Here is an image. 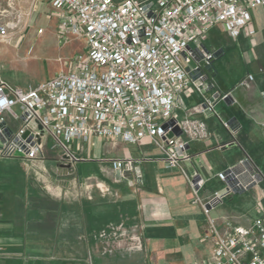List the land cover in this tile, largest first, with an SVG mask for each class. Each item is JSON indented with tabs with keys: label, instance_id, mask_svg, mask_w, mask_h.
<instances>
[{
	"label": "crops",
	"instance_id": "crops-1",
	"mask_svg": "<svg viewBox=\"0 0 264 264\" xmlns=\"http://www.w3.org/2000/svg\"><path fill=\"white\" fill-rule=\"evenodd\" d=\"M30 15L43 33L38 36L33 24L24 27L23 42L14 46L24 47L20 59L42 69L43 58L48 57L49 75L40 81L70 72L71 60L82 47L80 40L61 45L57 14L47 0H34ZM213 29L200 44L203 53L216 55L215 76L199 87L200 92L192 86L183 91L175 111L179 121L187 114L203 123L207 140L185 138L189 157L178 168H168L163 152L148 142L130 145L96 138L73 142L69 152L78 160L75 166L56 164V155L49 151L47 162L37 164L40 171L50 173L47 189L25 179L19 160H0L7 172L0 177V264H213L205 239L206 219L201 207L191 202L187 177L204 182L198 193L206 202L214 193L226 191L218 174L247 159L261 177L258 186L264 194V47L257 57L249 44H257L255 38L264 32V7L251 12L247 31L240 33L236 46L216 41ZM191 48L199 60V50ZM4 52L1 48L0 54ZM198 77V72L190 73L191 81ZM224 96L228 104L221 100ZM205 101L215 115L198 111ZM113 161L130 163L119 171V180L111 169ZM258 202L264 205V198L253 191L230 193L210 215L219 225L230 221L249 226L260 217Z\"/></svg>",
	"mask_w": 264,
	"mask_h": 264
},
{
	"label": "built area",
	"instance_id": "built-area-1",
	"mask_svg": "<svg viewBox=\"0 0 264 264\" xmlns=\"http://www.w3.org/2000/svg\"><path fill=\"white\" fill-rule=\"evenodd\" d=\"M47 2L57 14L58 37L66 42L81 40L84 51L73 58L70 72H61L32 88L0 82V160L44 164L49 151L56 155V164L74 166L77 161L69 145L96 138L154 144L162 149L168 168H178L179 162L189 157L185 138H208L203 123L187 114L180 121L175 117L178 96L190 86L200 92L203 79L198 72L201 64L188 67L195 55L191 47L201 50V41L217 26L230 38H238L247 31L251 12L264 7V0ZM4 14L9 12H0L2 41L16 28L15 23L3 19ZM203 60H211V54ZM195 71L199 77L191 81L190 73ZM198 111L215 115L207 101ZM170 119L176 120L182 132L179 138L166 137L173 127L164 130L163 126ZM222 125L228 130L226 123ZM124 164L130 166L129 162L113 161L111 169L120 171ZM217 177L224 181L223 174ZM187 180L191 202L201 207L206 219L205 239L211 246L213 264H264V205L258 202L260 217L249 226L230 221L219 225L210 211L230 193H214L204 202L198 193L204 182Z\"/></svg>",
	"mask_w": 264,
	"mask_h": 264
},
{
	"label": "rangeland",
	"instance_id": "rangeland-1",
	"mask_svg": "<svg viewBox=\"0 0 264 264\" xmlns=\"http://www.w3.org/2000/svg\"><path fill=\"white\" fill-rule=\"evenodd\" d=\"M114 2H121L122 0H113ZM10 3V4H8ZM7 4L10 5L8 8ZM34 8V0H11V2L7 1V0H0V12L1 11H7L9 12L8 15H3L4 18L9 20L10 22H13L16 24V28L14 31L10 32V35H8V39L2 41L0 40V49L4 48L5 52L4 54H0V82L6 83L12 87H20L23 89H28V88H32L34 86H36L37 84L43 82L40 81V78L45 75L48 76L49 72L47 69V61H48V57L44 56L43 58V66L42 69L38 66L37 69L32 68L31 66H29L28 64H25V61L20 59V56L23 55V48L22 45L20 47H17L14 49V46H17V44H19L20 42H23V29L24 27H28L29 24L32 25L34 23V20H32V18L30 17L31 12ZM33 26L37 29V31L41 30L42 28H38L37 26H35L33 24ZM57 31V28H56ZM43 33V32H42ZM41 34H38V36H41ZM57 33V38L59 40V42L62 44H66L68 42L66 41H62L59 37H58V31ZM213 36L216 38V41L220 42L219 40L222 39L223 41L227 42V44L236 46L237 45V38L233 39L230 38L225 32H221L219 30V27H215L212 31ZM261 37L258 35V39L257 37L255 38V45H253L252 41H249V44H251L253 46V51H255L254 56L259 57L262 54V49L264 47L263 44L264 43V32L260 33ZM226 35L230 38L227 39ZM262 38V42H260V39ZM81 42V49L76 53L80 54L84 51V43L80 40ZM24 45V44H23ZM204 49L199 50L200 54L202 55V57L199 60H195L197 57L194 55V57L192 59H189L188 62V67L189 68H194L197 63L201 64V68L198 70H203V68L206 66L207 62H204L203 58H205V56L207 54H211V60H209L208 62L213 61L216 58L215 53H211L209 51H205V53H203ZM45 52V51H44ZM246 54V52H244ZM45 55V54H44ZM75 55V56H76ZM251 55V54H249ZM74 58V57H73ZM73 60V59H72ZM72 60H71V70L73 67L72 64ZM28 63V62H27ZM43 70V71H42ZM252 72V70H251ZM249 72L251 75H255L256 72L251 73ZM247 74V73H246ZM201 75V74H200ZM202 76V75H201ZM154 145V144H153ZM155 148L159 151L162 152V149H159L158 147L155 146ZM52 158V157H51ZM5 160V159H3ZM76 161L78 162V160L76 159ZM38 163H31L28 165L23 164L22 162H20V165L22 167V170L24 172L25 175V179L27 181H32L38 184L39 186L44 187L45 189L48 188V186L50 187L51 184L50 182H47L49 180L48 175H50L49 171H40L37 165ZM76 164V163H75ZM4 165H6V163H0V177H4L6 172V167H4ZM75 166V165H74ZM63 174V173H62ZM39 175L41 177H39ZM60 176L61 173H60ZM30 179H34V180H30ZM47 180V181H45Z\"/></svg>",
	"mask_w": 264,
	"mask_h": 264
},
{
	"label": "water",
	"instance_id": "water-1",
	"mask_svg": "<svg viewBox=\"0 0 264 264\" xmlns=\"http://www.w3.org/2000/svg\"><path fill=\"white\" fill-rule=\"evenodd\" d=\"M212 61L207 62L206 66L203 68V70H199L198 72L202 75L203 79L201 82H199V85L202 86L203 84L209 82V77L214 78L213 72V66ZM209 89H213L212 84L210 85ZM219 95L217 94L216 98L214 100H217ZM228 97V96H227ZM226 97V98H227ZM228 101L225 99L224 103H227ZM170 127L172 128V131L167 134V138H179L181 136V131L176 125V120L170 119L166 124H164L163 129L166 130ZM40 129V127H39ZM185 149L188 150V145H185ZM242 174V175H241ZM224 184L226 186V191H228L231 194L234 195H242L247 191H253L258 194V196L263 199L264 194L262 193L261 189L259 188L258 184L261 182L260 175L256 172H254L253 167L251 166L250 162L246 159L238 166H234L233 168L227 170L224 172ZM116 179H120V172H116ZM199 180V178H195L192 180V184H196V182Z\"/></svg>",
	"mask_w": 264,
	"mask_h": 264
}]
</instances>
